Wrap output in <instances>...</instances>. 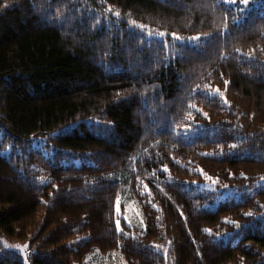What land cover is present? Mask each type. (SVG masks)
<instances>
[{"label": "trees", "instance_id": "1", "mask_svg": "<svg viewBox=\"0 0 264 264\" xmlns=\"http://www.w3.org/2000/svg\"><path fill=\"white\" fill-rule=\"evenodd\" d=\"M25 238L30 264H264V0H0V264Z\"/></svg>", "mask_w": 264, "mask_h": 264}, {"label": "rangeland", "instance_id": "2", "mask_svg": "<svg viewBox=\"0 0 264 264\" xmlns=\"http://www.w3.org/2000/svg\"><path fill=\"white\" fill-rule=\"evenodd\" d=\"M197 39V38H196ZM193 38L181 39L184 42H190L193 45L197 44V40ZM46 137H37L32 140V146L34 144L35 147H41L42 150H46L43 146L45 144ZM209 189L214 190L216 195L214 196V201L218 202L227 198L232 194L231 190H226L220 192L214 186H208ZM117 212L119 215H122L126 218L127 222L133 226H136L140 229L145 228L144 216L142 212L141 204L135 198H132L128 194H123L119 197L117 201ZM32 235V231L28 232L26 238H29ZM12 239V240H4L3 243L7 247V249H11L20 253L24 259L25 264H30L27 260L28 253V244L27 239ZM85 264H126L124 257L120 254L119 251H113L107 254H100L98 252L94 253L91 258L86 260Z\"/></svg>", "mask_w": 264, "mask_h": 264}, {"label": "snow or ice", "instance_id": "3", "mask_svg": "<svg viewBox=\"0 0 264 264\" xmlns=\"http://www.w3.org/2000/svg\"><path fill=\"white\" fill-rule=\"evenodd\" d=\"M245 3H247V0H245ZM217 91H219V90H217ZM209 179H211V177Z\"/></svg>", "mask_w": 264, "mask_h": 264}]
</instances>
